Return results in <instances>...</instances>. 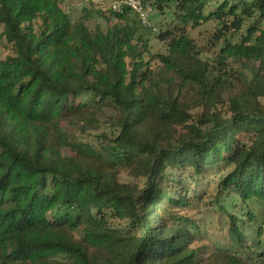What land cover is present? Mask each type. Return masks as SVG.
I'll return each instance as SVG.
<instances>
[{
    "label": "trees",
    "instance_id": "obj_1",
    "mask_svg": "<svg viewBox=\"0 0 264 264\" xmlns=\"http://www.w3.org/2000/svg\"><path fill=\"white\" fill-rule=\"evenodd\" d=\"M144 1L177 23L155 36L168 54L154 57L199 89L193 106L151 68L154 29L131 9L110 11L118 23L93 32L58 0H0L15 50L0 61V264H264L258 227L245 231L250 203L264 206V0ZM212 21L218 69L188 32ZM107 112L108 131L93 141L63 131L95 130ZM213 175L217 208L238 210L236 249L207 258L183 212L198 200L189 181Z\"/></svg>",
    "mask_w": 264,
    "mask_h": 264
},
{
    "label": "rangeland",
    "instance_id": "obj_2",
    "mask_svg": "<svg viewBox=\"0 0 264 264\" xmlns=\"http://www.w3.org/2000/svg\"><path fill=\"white\" fill-rule=\"evenodd\" d=\"M61 8L68 13L73 23L84 21L91 31L101 29L106 32L110 27L118 23L115 15L110 13V2L104 5L99 3V0H58ZM219 2V1H217ZM223 2L220 0L219 5ZM216 1L211 2V7L216 8ZM161 15V14H160ZM155 10L151 15L150 22L153 27L154 35L150 37L151 54L148 55L147 61L150 62L152 69H157L162 77L161 80L167 81L168 88H172L182 100L193 106L199 101V89L192 83H186L181 80L175 73H169L162 63L157 60L154 55L168 54V47L166 43L160 42L156 39V35L166 30H172L177 26L176 21L173 19L170 12L165 10V13L160 16ZM35 28L38 27V22L34 23ZM180 26V25H178ZM151 27V28H152ZM218 22L212 21L205 23L197 28L188 27V32L195 40V43L202 53L204 61L208 62L213 68L218 69V55L221 46H217L214 41V35L217 29H220ZM4 26L0 24V61L6 60L10 56L15 55L13 44L7 41L3 36ZM241 38L240 34L237 35L235 40ZM166 69V70H165ZM164 85V84H163ZM77 100L76 103H79ZM222 115H227L225 107H218ZM201 112V108L192 109V113ZM112 115L107 112L100 120V123L95 130L83 131L81 127L72 126L70 124L63 125V131L70 134L72 140L84 139V141H93V138L102 132L108 131V119ZM64 154L73 155L69 149H65ZM128 170H122L119 179L126 183H135ZM189 190L191 196H198L195 207L187 209L183 215H187L197 220L202 231L201 238L194 243L193 247L200 249L207 258L217 255L224 251H234L236 249L235 241L232 238L229 228L231 226V214L237 215L238 210H232L230 214L220 211L216 206V201L222 199L219 187V180L217 177L210 176L208 179L201 182V185L195 186L193 181H189ZM236 197H234L235 199ZM237 199V198H236ZM231 202V201H227ZM249 212L255 214V222L253 226L247 227L245 231H253V227L257 228L260 232V243L257 251H264V206L257 205L251 202L249 205ZM240 217V214H238ZM110 224L118 229L127 230L128 225L126 221L111 220ZM244 227V226H243ZM252 238L257 239L256 233H252ZM249 240V239H248ZM258 241V243H259ZM250 245V243H247Z\"/></svg>",
    "mask_w": 264,
    "mask_h": 264
},
{
    "label": "built area",
    "instance_id": "obj_3",
    "mask_svg": "<svg viewBox=\"0 0 264 264\" xmlns=\"http://www.w3.org/2000/svg\"><path fill=\"white\" fill-rule=\"evenodd\" d=\"M108 1L110 2V11L122 13L125 9H131L138 16L141 27L146 29L152 27L150 18L155 9L151 2L144 0H99V3L104 5Z\"/></svg>",
    "mask_w": 264,
    "mask_h": 264
}]
</instances>
